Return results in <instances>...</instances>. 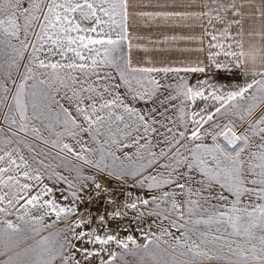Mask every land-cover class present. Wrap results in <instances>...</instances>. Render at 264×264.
<instances>
[{"label": "snow or ice", "instance_id": "6c2138e0", "mask_svg": "<svg viewBox=\"0 0 264 264\" xmlns=\"http://www.w3.org/2000/svg\"><path fill=\"white\" fill-rule=\"evenodd\" d=\"M230 7L235 8L236 5L232 4ZM46 9V10H45ZM23 13L24 26L23 32L25 40L28 36V30L32 27V22L38 21L43 17L42 21L39 23L40 33H34L37 40H44L47 37L51 41L53 47L48 48V53L52 55H65L66 52L75 53L81 61L86 60V57L82 54L80 49H88L91 54L95 51V56L91 57V65L87 63H67L60 64L59 62H48L39 59L37 53L43 50L44 45L41 44L39 48L35 44L33 47V55L31 59L37 64L40 69L51 68L56 70L58 68H68V69H79L84 71L91 67L92 71L97 75L98 80L111 79L108 76H100L96 69L100 68L102 65H115L119 70L120 79L123 81L124 85L128 87V90L134 92L136 95L143 98V96H148L151 99L157 93V89L161 86L155 80H147L146 83L152 87H145V82L141 80H136V84L143 89L142 92L137 91V89L132 87L131 80L129 76L136 72L150 73L158 71V69L144 68V69H131V72L127 71V66L121 68L119 64L116 63V57L114 51L119 43V39H113L112 32L115 31L113 25L116 24L115 17L121 15L126 19V0H29L28 6L21 9V0H0V34L3 35L4 39L7 41L10 38H16L21 47H12L11 52H5L6 62L9 66H15L17 58H23V52L21 49H26L29 45L23 40H19L21 25L19 24L20 13ZM39 12L41 16L34 15L33 13ZM237 12L239 9L237 8ZM77 15L79 19H77ZM264 15V12H262ZM82 22H90L91 27H82ZM49 29L53 30V34H49ZM76 33V35H72ZM87 33V35L81 34ZM123 36H120L122 39ZM75 46V47H74ZM95 46H99L98 48ZM236 55V53H232ZM241 56L244 55L243 52L240 53ZM100 57V59H97ZM255 59V56H252ZM217 67L221 65L217 64ZM193 71H203V69H192ZM164 72L172 71V69H162ZM176 71H179L178 69ZM260 79H253L250 83L245 86L238 87L237 90L229 91L226 94L217 95L215 92L211 93V97L215 101H220V108L216 109L219 113L221 108L225 105H230L233 108H240L241 105L230 104L233 101H244L247 102L249 99L253 103L248 104L247 107L243 108V112L247 114L250 118L248 120V128L242 129L240 134L237 133L235 126L231 120H228L225 124H214L212 125V130L209 132L204 125L209 124L213 121V115L211 113L207 116H200L199 119H195L199 113H193L192 124L194 129L190 134L192 141L203 140L206 136H211L213 143L205 144L198 143L194 147H189L187 141L189 137L185 135L183 131H173V128L168 127L166 124L155 120L154 118L149 119L147 114H141L135 109L118 103L117 98L110 100H102V102L97 105V101L91 96L86 99L89 103L84 104L80 101L77 105L76 111L79 114L83 124L77 122V119L71 116L66 109H62L65 119L63 121L65 125V130L70 136H77L81 133H89L92 138L96 139V133L100 128L108 125V135L110 137H115L117 134H121V130L117 129L116 132L111 130V125L113 123H122L125 120V116L118 114L113 111L114 108L122 107L124 113L128 115L131 123H126L124 125V130L122 134L125 136H130L133 131L140 133L141 128L143 129V135H138L133 139L134 144H139L141 139H146L150 133L157 134L163 137V143L165 145L164 149H161L160 157H169L171 163L164 165L166 168H172V172L176 173L178 178L185 180L191 179L192 172H198L201 174L200 183H208L209 189L213 187L214 184H219L222 191L217 194L215 199L222 201L220 208H225L228 205V196L224 195L223 190L234 197L231 201L230 207H226L225 210L216 209L213 213L208 214L207 218H199L193 220L192 230L199 238V243L193 241L188 243L187 240L183 244L180 243L181 238H177V248L183 249L180 251V256H187L189 259L178 260L175 255L172 256L174 264H196L197 259L210 257V252L221 251L222 248L217 247V242L221 241L223 247L227 249L225 252L226 256L236 257L235 264H264V114L257 115L255 113L257 97L255 95L247 97L246 93L255 86L257 92L260 93V99L264 100V71L258 73ZM255 75V73H254ZM135 79V77H132ZM59 77L53 73L52 76L46 77L45 79H39L38 74L33 72L32 67L26 66V72L22 77V82L16 84L13 81L15 91L11 95V99L15 102L14 107L16 111L19 112V121L11 116V111L13 108L12 104H5L9 109V112L5 114L4 119L8 122L9 135L3 140L5 146L13 142L14 139H18L19 133H13L11 128L16 125L19 132L28 133L29 131L36 136H39L40 129L32 126L29 127L28 116L26 115L28 109V103L25 102V90L33 89L28 92V96L31 100V107L36 119H40L41 113V101L46 93V88L50 87L52 83H55ZM33 80L34 83L31 85H26L23 81ZM63 83V81H61ZM0 91L3 93L12 92L7 86H0ZM84 91H93V89H84ZM107 91V88H105ZM102 96V93L100 94ZM184 95L188 97L191 95L192 98L196 96H203L201 91H193L189 88ZM169 101L173 97H167ZM8 100L7 95H0V104H4ZM163 104V101H161ZM108 110L106 113L104 110ZM228 109H226L227 111ZM155 112V109L151 110ZM167 108H165L164 113H160L164 119L169 120L170 123H174L170 118L165 116ZM264 112V109H262ZM104 113V114H102ZM241 120L245 119L244 115L240 116ZM159 124L160 127L164 129L163 133H159L158 129L153 125ZM133 125H136L135 127ZM71 126V127H69ZM51 127L50 125L48 126ZM79 129V132L75 129ZM3 131V129H0ZM61 135V133H57ZM223 138L227 144H235L239 141L243 146L239 148L238 151H229L224 145H222L219 140ZM255 137H258V143L254 145L255 151L252 150V141ZM43 139V137H40ZM47 142V141H45ZM109 140H105L108 143ZM113 144L118 143L116 139H111ZM54 145L57 144L56 141L52 142ZM150 144V141H148ZM126 146V145H125ZM62 147L67 149L69 152L72 148L68 144H63ZM83 147V145H82ZM140 147H146V145H140ZM3 151V149H0ZM91 151V149H88ZM99 151L104 152L103 145L100 146ZM111 155V153H109ZM151 156H155V153H149ZM77 157L83 158L81 153H76ZM7 158V159H5ZM17 159L22 161L25 166H27V161L24 160L23 156L14 158L12 151H3V155H0V162L5 163V167H0V177L12 170L14 165L16 170H20V165L17 164ZM42 163V161H41ZM149 165H153L155 160H149ZM175 165V167H172ZM183 168L185 171L180 172L179 170ZM21 175L28 177L29 179L35 178L39 180V175L31 177L29 172H21ZM148 179L151 181L149 187H159L161 183L168 184L172 183L171 180H158L156 176H150ZM15 181L17 184L19 180L16 177L7 175L6 178H0V184H6L8 182ZM22 189H29L31 186L29 184H23ZM99 187V185H97ZM177 187L183 189L184 184H177ZM49 191L47 188L42 190L41 195L46 194ZM76 193H73L75 196ZM168 196L169 193H164ZM5 197L0 196V201H3ZM38 195H33L26 200V204L33 205L34 202L39 200ZM24 199V197H20ZM247 199L249 203L245 204L244 200ZM155 200V197H153ZM8 204L12 201L8 200ZM143 204H148V200H143ZM189 204L196 205L199 207L198 201H188ZM44 204L51 208V211L55 212L57 217H59L61 212L71 211L70 209L59 208L51 200H45ZM24 207V205H21ZM131 207L135 208L136 205L132 204ZM173 207H177L173 204ZM215 209L216 206L214 205ZM207 211V210H205ZM0 212H7V209L0 208ZM189 213L193 212V208L188 209ZM23 219V217H20ZM34 220H42L43 217H33ZM6 227L3 229L4 232L8 233L9 239L5 244V252H12L6 260L0 262V264H52V259L54 258V250L47 247L48 237H42L36 242L35 245H27L26 247H21L22 241L14 239L12 233L21 232L20 226L15 225L12 221H6ZM199 224H204L212 226L215 224L217 226V231L224 228H231V235L237 239H226L220 235H211L207 232H200L196 226ZM33 232L38 231L36 228H32ZM84 233H80L83 236ZM95 240L101 244H107L109 241H115L118 245L122 246L125 250L132 251L135 254V250L129 249V245L124 240H118L115 236H107L106 238H101L99 236L95 237ZM127 241H131L133 245H136V241L132 236L127 237ZM68 243H71L68 241ZM234 245V247H233ZM63 247V246H61ZM75 248V245H72ZM137 248H143L145 252L149 251V245H137ZM17 249H19L17 251ZM85 258L93 255V253L88 252L84 249ZM123 254H121L122 257ZM154 255V254H153ZM165 255H168L165 252ZM117 257L116 253H111L109 256L110 261H115ZM68 257H62V264H68ZM75 264H79L78 261ZM102 264H107V262H102ZM158 264H167L162 258L159 260Z\"/></svg>", "mask_w": 264, "mask_h": 264}, {"label": "rangeland", "instance_id": "374dc122", "mask_svg": "<svg viewBox=\"0 0 264 264\" xmlns=\"http://www.w3.org/2000/svg\"><path fill=\"white\" fill-rule=\"evenodd\" d=\"M28 3L29 0H21V9L27 7ZM33 14L41 16L39 12ZM19 15L20 19L18 22L21 25L19 40H23L29 46L26 49H21L23 58H17L15 66H9L6 62L7 58L4 53H10L12 47L20 48V42L16 38H10L6 41L3 35L0 34V86H7V88L12 90L10 93H3L0 91V95L8 96V100L5 101L4 104H0V129H3V131H0V149H3V151H12L14 158L23 156L24 160L27 161V166L17 159L20 170L17 171L13 165L10 172L0 177L6 178L7 175H11L19 180L18 184L15 181L0 184V196L5 197L3 201H0V208L7 209V212H0V262L6 260L9 255H12V252H5L4 247L8 242L9 236L3 229L6 227L5 222L9 220L12 221L13 224L20 226L21 232L12 233V236L14 239L22 241L21 247L27 246L25 243L28 242V239H32L30 244L35 245L42 237L49 238L47 247L54 250L52 264H62V257L69 258L68 264H75L76 261H78L79 264H102V262H107V264H158L161 258L166 261L167 264H174L172 260L173 255H175L178 260L189 259L187 256L179 255L180 251H183V249L177 248V238H181V244H183L185 240H187L188 243L193 241L199 243L198 236L192 230L191 222L201 217L206 219L208 214L213 213L216 209L225 210L226 207H230L234 197L230 195L227 190H223L224 195L228 196V205H226L225 208H220L223 202L215 199L217 194L222 191L219 184H214L213 187L209 189L207 182H199L202 177L198 172H192V178L188 180L178 178L177 174L172 172V168L164 167V165L170 164L171 161L169 157L159 156L161 150L147 152V159L143 161H127L123 163L121 169L126 172H129V170L137 172L142 169H147L146 174H144L142 178L137 179L123 172L112 173L115 175L111 176L129 181L131 184V191L123 202L107 208L97 207V209L105 210L118 206L121 207L123 205L131 208V210L126 211L130 212V218H125L124 222L115 221L114 216L109 217L108 214L101 215L106 218V222L101 221V224H106V226H57L47 221L44 222L48 217H55L54 219L57 217L56 213L51 211V208L44 204L45 200L53 201L57 206V210H59V208H75L77 206L94 207L88 201L89 195L97 188V185L101 184L100 176L103 173L96 172L94 174L90 171V168H86L82 165H73L64 160L67 162L65 164L60 160H70L69 158L77 157L76 153H81V156L86 161H91V159H93V161L97 160V162H100L101 160L97 155L99 152L93 151L83 154L76 150L74 147V144H76L75 141L82 133L75 137L68 135L63 123L65 116L62 109H66L71 116L77 119L78 123L83 124V121L76 111L78 103L83 101V104H80L81 107L89 103L86 99L88 96L95 99L97 105H99L102 100H106L105 96L107 91H105V88H107V79L98 80L97 75L92 70L81 71L79 69L68 68L53 70L51 68H38L37 64L31 59L33 55V44H35L37 48H39L41 44L44 45L43 50L38 52L37 56L46 63L59 62L60 64H79L82 62H91V57L94 55L87 54V52H89L88 49H80L82 54L86 57V60L81 61L73 52H66L63 56L48 53V48L53 47L51 41L48 40L47 37H45L44 40H37L36 35H34V33L43 35L39 28V23L42 21L43 17L41 16L40 20L32 22V27L29 28L28 36L25 40L23 32V13L21 12ZM82 27L90 26L82 22ZM49 34H53L52 29H49ZM81 34L87 35V33ZM72 35H76V33H72ZM97 59H99V57H97ZM26 66L32 67L33 72L38 74L39 79L52 76L54 72L59 79H57L55 83H52L50 87L46 88V93L41 101L40 119L35 118V114L31 107V100L28 96V92L33 89L26 88L25 90V102L28 103L26 115L29 118L27 123L30 128L35 126L40 129L39 136L33 135L30 131L28 133L19 132L18 127L13 125L11 131L13 133L18 132L19 137L5 146L3 140L9 135L8 122L4 119L9 109L5 104L13 105L11 116L19 121V112L16 111L14 107L15 102L11 99V95L15 91L13 81H15L16 84L22 82V77L26 72ZM96 72H98L100 76H112V72ZM116 77L117 76H115V78ZM61 81H63V83H61ZM23 82L26 83V85L34 83L33 80ZM84 89H93V91H84ZM101 93L102 96L100 95ZM262 109H264V106ZM262 109L257 112V115L264 114ZM233 124L235 127L237 126V124ZM49 125L51 126L50 128L48 127ZM248 126V122H246V124L236 128L237 133L240 134V131L242 129H247ZM102 130L101 128L99 129V131ZM75 131L79 132V129L77 128ZM57 133H61V135L58 136ZM40 137H43V139ZM53 141H56L57 144L54 145L52 143ZM219 142L229 151H238L239 148L243 146L239 141L229 145L222 137ZM186 143H188V145L192 143L189 146L194 147L195 144L198 143L212 144L213 140L209 135L204 137L202 141L196 140L193 142L190 138ZM256 143H258V137H255L252 141L253 151H255L254 145ZM63 144L70 145L72 151L69 152L67 149H64L62 147ZM164 148L165 145L163 149ZM3 151H0V155H3ZM149 153H155L156 155L151 156ZM153 159L155 160L153 164L154 168H148L150 167L148 161ZM131 162L132 165H130ZM146 165L148 167H146ZM5 166L4 162H0V167ZM172 167H175V165H172ZM24 171L29 172L31 177L39 175L40 179L36 180L35 178L29 179L28 177H24L21 175V172ZM179 171L184 172L185 170L181 168ZM62 172H67L74 182L73 185L67 186V190L69 189L72 193H76V195L65 204L58 201L60 196L62 198V189L64 187L62 179L60 178L61 180H59L61 176L58 175ZM150 176H156L158 180H171L173 182L168 184L161 183L159 187H149L151 181L148 177ZM51 177H53V179ZM50 178L53 183L49 181ZM23 184H29L31 187L29 189H22L21 186ZM177 184H184L185 187L180 189L177 187ZM45 188L49 191L41 195L42 190ZM164 193H169V195L165 196ZM33 195H38L40 197L39 200L34 202L33 205L26 204V200ZM20 197H24V199H20ZM153 197H155V200H153ZM8 200H11L12 203L8 204ZM143 200H148L149 203L143 204ZM190 200L198 201L199 207L189 204L188 201ZM244 203L247 204L249 202L245 199ZM132 204H135L136 207H131ZM173 204L177 207L174 208ZM21 205H24V207H21ZM214 205L216 206L215 209L213 208ZM189 208H193L192 213L188 212ZM20 217H23V219ZM33 217H43V219L34 220ZM22 226H33L38 231L33 232L31 230L26 233L22 229ZM196 228L200 232L209 233V236L220 235L226 239H237L231 235L230 227L227 228V231H225L224 228L217 231V226L215 224L212 226L199 224ZM80 233H84V235L77 239ZM110 235L115 236L118 240L127 242L129 249L135 250V254H133L132 251L125 250L115 241L101 244L95 240L96 236L103 239ZM128 236L133 237L136 241V245H133L131 241H127ZM68 241L71 243H68ZM145 244L149 245L148 252H145L143 248L136 247L137 245ZM72 245H75V248H73ZM217 247L222 248V250L210 252V259L208 257L199 258L196 264H235L236 257L225 255L227 249L223 247L221 241L217 242ZM84 249H87L88 252L93 253V255L85 258ZM18 250L19 249H17V251ZM165 252H167L168 255H165ZM111 253L117 254L115 261L109 260ZM121 254H123L122 257Z\"/></svg>", "mask_w": 264, "mask_h": 264}, {"label": "crops", "instance_id": "0c3cea01", "mask_svg": "<svg viewBox=\"0 0 264 264\" xmlns=\"http://www.w3.org/2000/svg\"><path fill=\"white\" fill-rule=\"evenodd\" d=\"M232 4L236 7H230ZM126 12V19L117 15L116 24L113 25L115 31L112 32V37L119 39L114 51L116 63L121 68L127 66L128 72H131V69H158L150 73L136 72L129 76L132 87L137 91H143L136 84L137 79L145 82V87H152L146 83L150 79L155 80L161 87L151 99L146 95L141 98L124 85L115 65H102L96 71L112 72L111 79L106 80V100L117 98L118 103L127 105L141 114H147L149 119L154 118L173 128V131L185 132L189 139L194 129L193 113H199L195 119H199L200 116L206 117L209 113L213 115V121L204 125L209 132L212 125L225 124L228 120L237 124L235 129L248 122L250 118L243 112V108L253 103L251 99L247 102H230V104L239 103L241 107L233 108L225 105L217 113L216 109L220 108L221 102L213 100L210 94L213 92L217 95L226 94L245 86L253 79L261 78L258 73L264 71V15H262L264 0H126ZM77 19H79L78 15ZM83 23L91 27L90 22ZM120 36L123 38L120 39ZM241 52L244 53L243 56L240 55ZM87 54L90 53L87 52ZM91 55L95 56V51ZM82 63L91 65V62ZM217 64L221 67H217ZM165 68L172 69V71H162ZM177 69L179 71H176ZM192 69H203V71ZM86 70L92 69L89 67ZM133 76L135 79L132 78ZM189 88L203 92V96L192 98L189 95L186 97L184 93ZM253 95L257 97L254 101L256 104L254 111L257 114L264 106V100L260 99V93L257 92L255 86L246 93L247 97ZM169 96L173 97L171 101L167 99ZM165 108H167L165 116L174 123H170L160 115L164 113ZM152 109H155V112H152ZM107 111V109L104 110L105 113ZM113 111L125 116L124 122L113 123L110 126L113 132L120 129L121 134L110 137L107 134L109 126L105 125L101 128L104 130L96 133L95 140L91 134L82 133L79 135L81 138L79 137L74 144L76 150L83 154L99 152L97 155L100 162L93 161V159L87 162L80 157L60 161L65 164L67 163L65 161H68L73 165L85 166L90 168L94 174L100 172L115 175L112 173L123 172L137 179L142 178L147 169L126 172L121 169L123 163L143 161L147 159V152L163 149V137L150 133L146 139H141L139 144H134L133 139L138 135H143V129L141 128L140 133L133 131L130 136L123 135L124 125L132 121L124 113L122 107L114 108ZM241 115L245 116L244 120L240 119ZM153 126L158 129L159 133L164 132L159 124ZM111 139H116L118 143H111ZM105 140L109 142L105 143ZM101 145L104 148L103 153L99 151ZM140 145H146V147L142 148ZM148 168H154V165ZM58 175L61 176L59 180L62 179L64 184L62 198L60 196L58 201L65 204L73 198V193L67 190V186L73 185L74 182L67 172ZM51 178L49 181L53 183ZM65 209L71 211L61 212L56 219L48 217L44 222L47 221L57 226H106V224H101L106 222L105 216L101 215L108 214L109 217L114 216L115 221L124 222L125 218H130V212L126 211L131 210L124 205L105 210L82 206L65 207ZM32 228L34 227L22 226L26 233ZM31 240L28 239L25 245H29Z\"/></svg>", "mask_w": 264, "mask_h": 264}, {"label": "built area", "instance_id": "2783aa9c", "mask_svg": "<svg viewBox=\"0 0 264 264\" xmlns=\"http://www.w3.org/2000/svg\"><path fill=\"white\" fill-rule=\"evenodd\" d=\"M100 185L89 195V203L94 207H111L125 200L131 191L129 181L103 173Z\"/></svg>", "mask_w": 264, "mask_h": 264}]
</instances>
